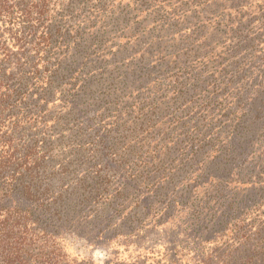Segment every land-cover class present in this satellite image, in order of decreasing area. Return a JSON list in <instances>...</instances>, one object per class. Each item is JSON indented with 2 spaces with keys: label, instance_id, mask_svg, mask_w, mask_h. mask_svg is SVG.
Returning <instances> with one entry per match:
<instances>
[{
  "label": "trees",
  "instance_id": "obj_1",
  "mask_svg": "<svg viewBox=\"0 0 264 264\" xmlns=\"http://www.w3.org/2000/svg\"><path fill=\"white\" fill-rule=\"evenodd\" d=\"M160 228L264 264V0H0V264Z\"/></svg>",
  "mask_w": 264,
  "mask_h": 264
},
{
  "label": "rangeland",
  "instance_id": "obj_2",
  "mask_svg": "<svg viewBox=\"0 0 264 264\" xmlns=\"http://www.w3.org/2000/svg\"><path fill=\"white\" fill-rule=\"evenodd\" d=\"M72 181L73 180L71 177V181H69L68 183L72 184ZM143 192V190H140L141 194ZM160 212L161 210L158 208L155 211V214L159 216ZM170 228L173 227L170 226ZM174 231L176 234H171L170 232H168V235H166V231H163L162 228L156 231L152 230L150 235L145 234L147 236L146 239L142 237L137 242L118 238L115 241L120 242L121 244L116 249L110 248L107 245H93L80 234L71 233L65 237L64 246L66 247V252L68 255L70 252L74 257L79 256L82 259L87 258L95 264H111L113 261L117 262L119 260H122L120 258L127 259L126 262L128 263L134 260L136 264H156V261H153V258H156V260L161 259L164 262V256L170 253L173 247H187L188 245L189 250H187V252L191 253L193 258H198V240H195L192 236H188V233L185 230L180 229L178 231ZM135 244V254H133V252L130 253V245L133 246ZM181 254H183V250H181ZM150 256H152L153 258ZM148 258H150V260Z\"/></svg>",
  "mask_w": 264,
  "mask_h": 264
}]
</instances>
